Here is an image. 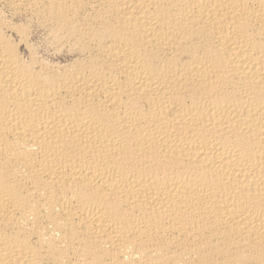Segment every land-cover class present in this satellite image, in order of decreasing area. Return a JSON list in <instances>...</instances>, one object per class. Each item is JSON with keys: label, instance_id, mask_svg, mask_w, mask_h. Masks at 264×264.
<instances>
[{"label": "bare ground", "instance_id": "1", "mask_svg": "<svg viewBox=\"0 0 264 264\" xmlns=\"http://www.w3.org/2000/svg\"><path fill=\"white\" fill-rule=\"evenodd\" d=\"M0 264H264V0H0Z\"/></svg>", "mask_w": 264, "mask_h": 264}]
</instances>
